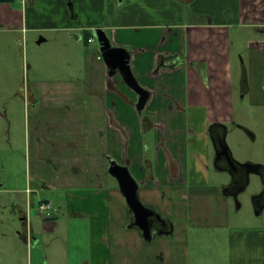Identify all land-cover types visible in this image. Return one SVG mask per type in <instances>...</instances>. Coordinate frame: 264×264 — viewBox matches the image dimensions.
Wrapping results in <instances>:
<instances>
[{"label":"crops","instance_id":"obj_1","mask_svg":"<svg viewBox=\"0 0 264 264\" xmlns=\"http://www.w3.org/2000/svg\"><path fill=\"white\" fill-rule=\"evenodd\" d=\"M97 27L129 53L132 74L148 92L141 110L137 93L109 75L90 46ZM33 32L45 33L36 44H78L85 64L82 75L35 80L27 90L32 100L52 91L69 106L36 136L32 175L57 192L58 214L87 221L85 264H127L132 244L140 251L132 259L142 264H190L193 229L229 225L222 188L232 175L216 166L210 127L224 125L226 143L229 122L238 120L234 100H249L260 113L261 155L248 160L264 167V0H0V38L21 44ZM110 160L127 165L139 200L169 220V233L146 240L130 224ZM20 215L37 243L27 214ZM226 249L227 264H264V230L231 232Z\"/></svg>","mask_w":264,"mask_h":264},{"label":"rangeland","instance_id":"obj_2","mask_svg":"<svg viewBox=\"0 0 264 264\" xmlns=\"http://www.w3.org/2000/svg\"><path fill=\"white\" fill-rule=\"evenodd\" d=\"M47 35L51 37L53 33ZM39 36L44 37L45 33L33 32L21 44L11 37L0 38V264H85L90 254L87 221L77 225L78 220L72 222L58 214L57 192L36 185L32 175L36 136L41 131H50L53 128L50 124L63 112L67 113L69 106L56 100L52 91L47 90L49 94L40 95L43 99L36 96L35 100H30L27 92L35 80L82 75L85 64L79 57L78 44L71 42L66 47L61 41L36 44ZM92 44L98 50L96 39ZM234 67L239 70L238 62ZM234 112L238 120L229 122L226 144L234 160L249 162V154L261 155L260 113L249 100H234ZM252 128L258 133L256 146L251 143ZM248 177L249 182L237 194L236 201L230 200L226 228L193 229L196 234L193 232L190 238V264H227L226 246L231 232L264 230V205L260 214H256L253 202V197L263 189L262 179L255 173ZM39 202H48L55 218L41 216ZM20 209L27 214L37 243L36 240L31 243ZM43 221L56 225L43 228ZM136 254L140 251L132 244L127 264H142L132 259Z\"/></svg>","mask_w":264,"mask_h":264},{"label":"water","instance_id":"obj_3","mask_svg":"<svg viewBox=\"0 0 264 264\" xmlns=\"http://www.w3.org/2000/svg\"><path fill=\"white\" fill-rule=\"evenodd\" d=\"M66 1L69 5H71V0ZM94 35L98 44L100 55L107 66L108 74H119L122 80L137 93L138 98L135 102V106L137 110H141L145 105L148 92L138 84L132 74L129 64V53L126 49L113 45L103 28H95ZM224 136L225 131L222 136V140L225 142ZM215 151L216 159L219 155H225L227 157L230 156V151L226 144L222 145L218 150L215 148ZM241 165L245 167L247 174L255 173L261 175L260 169L262 165L259 163L245 162L241 163ZM108 173L117 181L118 187L125 198L128 208L135 216V225L140 229L145 238H149L151 232L148 224V218L154 214V210L144 205L139 200L137 194L138 183L129 172L127 165H120L115 161L110 160Z\"/></svg>","mask_w":264,"mask_h":264},{"label":"flooded vegetation","instance_id":"obj_4","mask_svg":"<svg viewBox=\"0 0 264 264\" xmlns=\"http://www.w3.org/2000/svg\"><path fill=\"white\" fill-rule=\"evenodd\" d=\"M29 99L32 100L30 97ZM224 131L226 134V127L222 124L214 123L210 127V134L212 138L214 139L215 148L217 150L220 149L222 145L226 144L222 140ZM230 156L227 157L225 155H219L218 158L215 159V162L218 168L226 169L232 175L230 181L226 185L223 186L222 190L227 198H229L230 200L232 199L236 201L237 194L246 188L249 182L248 176L250 173L249 174L246 173L245 167H243L240 162L234 160L232 158L231 153H230ZM251 163H254V162H251ZM260 171H261V175L259 176L262 179L263 189L260 192V194H257L253 197L256 214H260V212L263 209V205H264V167L263 166L261 167ZM53 214L54 213H52L51 211V214L47 218L54 217ZM131 214L132 215H131L130 224L136 227L140 231V229L135 225V216L132 211H131ZM148 224H149V228L151 232L149 235V238H145L140 231L142 237L146 240H151L153 236H155L156 234H167L172 229V226L169 220L166 217H163L157 211H154V214L149 216Z\"/></svg>","mask_w":264,"mask_h":264},{"label":"built area","instance_id":"obj_5","mask_svg":"<svg viewBox=\"0 0 264 264\" xmlns=\"http://www.w3.org/2000/svg\"><path fill=\"white\" fill-rule=\"evenodd\" d=\"M92 38H89L88 41H91ZM38 211L43 217H48L51 214L50 204L48 202H42L38 205Z\"/></svg>","mask_w":264,"mask_h":264},{"label":"trees","instance_id":"obj_6","mask_svg":"<svg viewBox=\"0 0 264 264\" xmlns=\"http://www.w3.org/2000/svg\"><path fill=\"white\" fill-rule=\"evenodd\" d=\"M89 35H90V34L87 32L86 35H85V38H84V42H85V43H87V40H88V38H89ZM40 203H42V202H39L38 205H39ZM51 218H53V217H51Z\"/></svg>","mask_w":264,"mask_h":264}]
</instances>
